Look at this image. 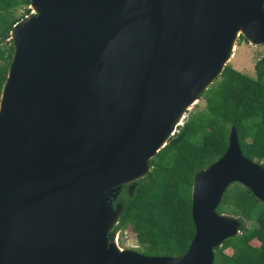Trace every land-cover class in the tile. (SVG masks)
I'll list each match as a JSON object with an SVG mask.
<instances>
[{
	"label": "water",
	"instance_id": "1",
	"mask_svg": "<svg viewBox=\"0 0 264 264\" xmlns=\"http://www.w3.org/2000/svg\"><path fill=\"white\" fill-rule=\"evenodd\" d=\"M9 32L0 95V264H213L242 220L216 211L264 168L225 152L193 178L195 233L176 257L120 248V188L147 174L242 36L264 45V0H30ZM264 60V57L263 59ZM115 234V235H114Z\"/></svg>",
	"mask_w": 264,
	"mask_h": 264
},
{
	"label": "trees",
	"instance_id": "2",
	"mask_svg": "<svg viewBox=\"0 0 264 264\" xmlns=\"http://www.w3.org/2000/svg\"><path fill=\"white\" fill-rule=\"evenodd\" d=\"M29 4L30 0H0V95L14 51L9 32L30 12ZM200 98L204 106L190 111L177 126L148 161L147 174L131 191L123 185L112 200L121 206L113 232L134 234L141 254L176 257L186 251L195 233L194 175L225 152L231 126L242 154L264 168V60L256 62L254 77L226 64ZM216 211L237 216L242 225L239 234L214 248L213 264H264V203L249 188L232 182Z\"/></svg>",
	"mask_w": 264,
	"mask_h": 264
},
{
	"label": "rangeland",
	"instance_id": "3",
	"mask_svg": "<svg viewBox=\"0 0 264 264\" xmlns=\"http://www.w3.org/2000/svg\"><path fill=\"white\" fill-rule=\"evenodd\" d=\"M236 46L234 51L231 54V57L228 61V64L231 65L236 70L247 74L251 77L255 76V64L258 60L263 59L264 57V45H252L249 44L245 39L239 40L237 37ZM205 104L203 98H200L196 104L189 107L186 110L182 117L181 123H183L189 115V112L193 109L202 108ZM245 226H248V223H245ZM117 243L120 248L124 249H138V242L130 231L119 232L116 231ZM257 242L254 241V244Z\"/></svg>",
	"mask_w": 264,
	"mask_h": 264
}]
</instances>
